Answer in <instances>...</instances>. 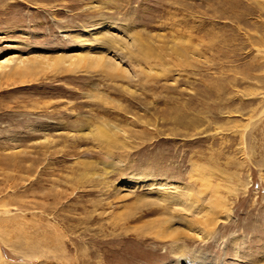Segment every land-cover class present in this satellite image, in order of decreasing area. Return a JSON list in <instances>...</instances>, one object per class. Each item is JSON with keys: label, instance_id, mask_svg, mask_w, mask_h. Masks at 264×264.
Wrapping results in <instances>:
<instances>
[{"label": "rangeland", "instance_id": "rangeland-1", "mask_svg": "<svg viewBox=\"0 0 264 264\" xmlns=\"http://www.w3.org/2000/svg\"><path fill=\"white\" fill-rule=\"evenodd\" d=\"M0 264H264V0H0Z\"/></svg>", "mask_w": 264, "mask_h": 264}, {"label": "bare ground", "instance_id": "bare-ground-1", "mask_svg": "<svg viewBox=\"0 0 264 264\" xmlns=\"http://www.w3.org/2000/svg\"><path fill=\"white\" fill-rule=\"evenodd\" d=\"M71 65V64H70ZM107 65V64H106ZM110 64H109V62H108V66H109Z\"/></svg>", "mask_w": 264, "mask_h": 264}]
</instances>
